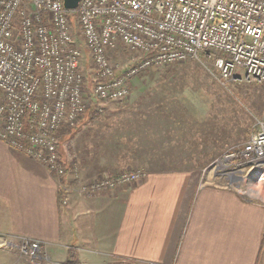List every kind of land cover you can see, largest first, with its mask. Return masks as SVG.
<instances>
[{
  "label": "built area",
  "instance_id": "built-area-1",
  "mask_svg": "<svg viewBox=\"0 0 264 264\" xmlns=\"http://www.w3.org/2000/svg\"><path fill=\"white\" fill-rule=\"evenodd\" d=\"M118 48L137 55L119 64ZM202 56L213 59L221 82L264 84V0H80L74 10L65 0H0V140L64 178L55 132L74 128L91 104L102 113L126 101L139 73ZM216 166L226 188L257 202L264 125ZM146 177L126 171L80 189L114 190ZM19 249L29 264L49 263L40 241L25 239Z\"/></svg>",
  "mask_w": 264,
  "mask_h": 264
},
{
  "label": "crops",
  "instance_id": "crops-1",
  "mask_svg": "<svg viewBox=\"0 0 264 264\" xmlns=\"http://www.w3.org/2000/svg\"><path fill=\"white\" fill-rule=\"evenodd\" d=\"M152 146L142 156L145 180L85 193L82 184L118 170L87 171L81 158L79 172H68L61 184L43 164L0 140V240L40 241L53 263L262 264L264 205L195 164L161 167L169 159ZM61 187L66 202H59ZM4 255L11 256L5 264H29L15 252Z\"/></svg>",
  "mask_w": 264,
  "mask_h": 264
},
{
  "label": "rangeland",
  "instance_id": "rangeland-1",
  "mask_svg": "<svg viewBox=\"0 0 264 264\" xmlns=\"http://www.w3.org/2000/svg\"><path fill=\"white\" fill-rule=\"evenodd\" d=\"M136 55L114 54L112 58L124 64ZM90 83L87 78V86ZM129 86L126 101L103 105L104 112L98 118L88 117L75 126L72 135L60 141L62 161L70 164L83 158L87 171L116 168V174L102 176L113 177L143 169L142 156L148 143L149 147L153 145V149L165 152L169 159L159 162L164 165L161 167L195 164L207 172L218 173L217 160L232 148L245 144L264 125V84L221 82L210 57L149 68L135 76ZM178 153L195 154L197 158L170 160ZM219 175L217 182L224 185L225 176ZM232 190L240 196L237 187ZM261 191L254 195L264 205V187ZM24 240L16 236L1 239L0 264L11 258L5 252L21 255L19 248ZM43 250L42 243L41 256L45 257ZM21 257L24 263H29Z\"/></svg>",
  "mask_w": 264,
  "mask_h": 264
},
{
  "label": "trees",
  "instance_id": "trees-1",
  "mask_svg": "<svg viewBox=\"0 0 264 264\" xmlns=\"http://www.w3.org/2000/svg\"><path fill=\"white\" fill-rule=\"evenodd\" d=\"M122 51V49H120V48H118V51L117 52H114V54H120V55H122L123 53L125 54V52H121ZM113 54V55H114ZM126 54H128V53H126ZM113 55H112V57H113ZM91 106V107H90ZM90 106H88V110H86V112L84 113V114H81L80 116H79V118H78V123H77V125L80 123V122H83L85 119H88V117L89 118H98L99 116V114H101L100 112H98L97 110H96V104H91ZM93 107V108H92ZM92 108V109H91ZM88 112H89V114H88ZM103 112H104V109H103ZM102 112V113H103ZM88 115V116H87ZM76 125V126H77ZM75 128V127H74ZM74 128H69V127H64L62 130H60V131H57V132H55V136L58 138V141H59V145H60V141L61 140H63V139H65V138H67V137H69L70 135H72V131L74 130ZM59 154H60V158H61V153H60V150H59ZM65 167H66V169H67V171L68 172H74V173H78V170H76L77 168H78V160L76 161V160H73L70 164H67V163H65L64 161H60ZM76 170V171H75ZM137 170V169H136ZM138 170H143V169H138ZM65 178H67V176L66 177H64V178H60V180H61V184H64L63 182H65L64 180H65ZM63 181V182H62ZM92 182V181H91ZM88 183H90V182H88ZM62 196H63V187H61V189H60V192H59V202H62Z\"/></svg>",
  "mask_w": 264,
  "mask_h": 264
},
{
  "label": "water",
  "instance_id": "water-1",
  "mask_svg": "<svg viewBox=\"0 0 264 264\" xmlns=\"http://www.w3.org/2000/svg\"><path fill=\"white\" fill-rule=\"evenodd\" d=\"M79 2L80 0H65V8L68 10H74Z\"/></svg>",
  "mask_w": 264,
  "mask_h": 264
}]
</instances>
